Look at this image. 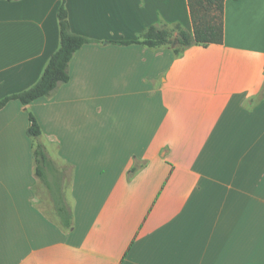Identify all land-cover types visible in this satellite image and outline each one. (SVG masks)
Masks as SVG:
<instances>
[{"label":"crops","instance_id":"0c3cea01","mask_svg":"<svg viewBox=\"0 0 264 264\" xmlns=\"http://www.w3.org/2000/svg\"><path fill=\"white\" fill-rule=\"evenodd\" d=\"M61 2L0 0V102L59 48ZM65 5L93 40L70 80L0 108V264H264V0L177 53L114 41L193 33L189 0Z\"/></svg>","mask_w":264,"mask_h":264},{"label":"trees","instance_id":"16d2710c","mask_svg":"<svg viewBox=\"0 0 264 264\" xmlns=\"http://www.w3.org/2000/svg\"><path fill=\"white\" fill-rule=\"evenodd\" d=\"M224 3L225 0H189L193 33L178 27L177 37L174 40L171 39L169 29L151 25L140 39L114 42L118 44L138 43L149 47L174 44L176 53L194 43L203 45L222 43L224 40ZM57 14L60 27L59 48L51 55L39 80L30 88L4 98L0 102V108L12 99H17L23 105H27L38 98L50 97L62 84L70 80L69 64L72 57L83 45L93 40L71 31L65 0H62ZM29 119L31 122L29 132L33 136H39L41 128L32 113ZM35 155L37 159L45 156L42 147L36 148Z\"/></svg>","mask_w":264,"mask_h":264},{"label":"rangeland","instance_id":"374dc122","mask_svg":"<svg viewBox=\"0 0 264 264\" xmlns=\"http://www.w3.org/2000/svg\"><path fill=\"white\" fill-rule=\"evenodd\" d=\"M171 31V30H170ZM177 37V35H175L174 33H173V31H171V39H175ZM172 45V44H171ZM170 46V45H169Z\"/></svg>","mask_w":264,"mask_h":264}]
</instances>
